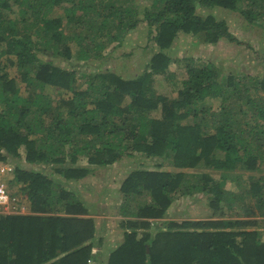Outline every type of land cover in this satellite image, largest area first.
<instances>
[{"label":"trees","instance_id":"16d2710c","mask_svg":"<svg viewBox=\"0 0 264 264\" xmlns=\"http://www.w3.org/2000/svg\"><path fill=\"white\" fill-rule=\"evenodd\" d=\"M136 1L0 0V163L14 166L8 187L19 188L12 194L24 208L0 216V264L100 262L103 225L94 216L107 210L70 184L89 166L125 158H157L167 169L134 171L122 182L126 202L142 192L149 201L130 215L122 206L129 217L106 264H264V178L249 176L240 193L223 187L236 169L256 172L264 162V81L233 74L221 83L212 64L189 62L176 98L152 86L169 75L166 51L179 34L242 45L199 11L228 10L264 28V0ZM140 25L153 42L144 71L134 79L101 72L107 50ZM201 165L220 176L185 172ZM175 194H202L216 220H164ZM236 210L259 219L229 218Z\"/></svg>","mask_w":264,"mask_h":264},{"label":"rangeland","instance_id":"374dc122","mask_svg":"<svg viewBox=\"0 0 264 264\" xmlns=\"http://www.w3.org/2000/svg\"><path fill=\"white\" fill-rule=\"evenodd\" d=\"M136 3H142V5L145 6L148 4L145 0H137ZM199 14L204 18L211 16L216 21L225 23L228 34H230L233 39L242 43V45L230 43L224 39L219 40L215 44H209L203 42L201 36L179 34L171 48L166 51L167 56L172 59L166 72H169V75L164 74L162 76H156L152 85L153 91L169 99L176 98L180 83L186 76L185 65L189 62L212 64L219 72V80L221 83L233 74L245 78L250 77V79L254 77L255 80L257 79L256 82L259 80L260 83L264 81V28L249 26L243 22L237 13L220 8L209 11L201 10ZM147 31L145 26L140 25L136 30L126 35L125 43L121 46L109 48L106 52L107 59L105 63L101 65V72H114L125 79H134L139 76L144 71L151 57L149 51H151L150 48L152 49L153 47L151 36L148 37ZM72 49V61L74 62L76 58V49L75 47ZM97 65L99 64L93 63L91 70H94ZM11 75H13V73H9L10 78ZM259 95L264 96V91H260ZM206 105L212 110H217L219 108L218 102L215 101H209ZM160 163L161 160L157 158L153 160L150 158L144 160L140 158H125L122 163H118L112 167L95 168L89 166L91 172L90 174L88 173L85 179L79 182H71L70 185H73L81 199L91 204L99 203V205L105 206L107 210L106 215L94 216L96 226L99 227V225H103V229L99 234L102 238L99 250L100 262L96 264H106L105 261L108 254L119 246L123 231L118 228V224L124 218L129 217L121 213L122 206L125 205V207L128 208V215H130L136 212L137 207L149 201L148 195L142 192L130 197L126 202L125 197L120 191L122 182L131 172L153 170L156 169L157 165ZM23 165L26 166L25 164ZM68 165L67 162L61 164L62 167H67ZM76 165L80 167L88 166L84 161H78ZM45 167L46 169L51 168L48 165ZM166 169L167 167H161L159 170L163 171ZM51 170L54 171L53 169ZM185 172L210 174L215 176V178L220 176L219 171H212L210 168L202 165L199 168L187 170ZM249 176L264 178V162L259 165L256 172L242 171L241 168L236 169L230 173L228 179L223 183V187L226 190L240 193L243 189L247 190V178ZM9 190L11 193L19 192L17 191L19 190L18 187L13 189L9 188ZM18 197L22 198L21 196ZM173 197L174 199L167 210V216L164 220L177 223L183 221L216 220L214 215L217 213L214 214L206 197L202 194L190 197L178 196V194H175ZM242 206L247 210L253 207L252 202L247 199ZM89 211H91V209H89ZM245 213L246 212L243 210H236L235 212H231L230 215L228 214V217L237 220L252 221L259 219L257 217H250ZM156 223L160 222L158 221ZM259 227V223H257V230H259ZM249 229H252V227ZM260 232H264L263 227H261ZM140 234L141 231L138 232V235ZM262 239H264V237Z\"/></svg>","mask_w":264,"mask_h":264},{"label":"built area","instance_id":"2783aa9c","mask_svg":"<svg viewBox=\"0 0 264 264\" xmlns=\"http://www.w3.org/2000/svg\"><path fill=\"white\" fill-rule=\"evenodd\" d=\"M13 173V165L0 164V216L24 213V208L20 205L23 199L14 196L8 187V181L13 177Z\"/></svg>","mask_w":264,"mask_h":264}]
</instances>
